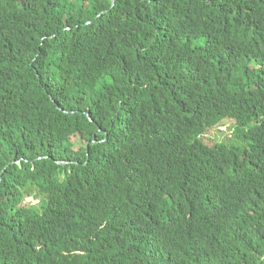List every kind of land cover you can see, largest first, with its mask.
Listing matches in <instances>:
<instances>
[{
  "label": "trees",
  "instance_id": "16d2710c",
  "mask_svg": "<svg viewBox=\"0 0 264 264\" xmlns=\"http://www.w3.org/2000/svg\"><path fill=\"white\" fill-rule=\"evenodd\" d=\"M0 23V264H264V0H0ZM223 119L241 151L205 145Z\"/></svg>",
  "mask_w": 264,
  "mask_h": 264
},
{
  "label": "clouds",
  "instance_id": "9594fccd",
  "mask_svg": "<svg viewBox=\"0 0 264 264\" xmlns=\"http://www.w3.org/2000/svg\"><path fill=\"white\" fill-rule=\"evenodd\" d=\"M114 4H115V0H111V8L114 6ZM8 38H9V33H6L4 27L0 23V43L2 42L8 43ZM41 40H44V38H42ZM12 48H15V44ZM33 50L36 51L35 57L41 53V50L36 48L35 43L33 44ZM32 60L33 58L30 59V63L32 62ZM237 128L238 126L232 120L223 119V121L222 120L219 121L216 125L213 126V128L207 131L211 133V136H206L207 132L202 136L205 140H207L205 145H208V141H209V144H211L212 142L225 143L226 146H229V147L231 146L233 151H236V152L241 151L239 149L240 141H239L238 131H236ZM35 202H38V200L31 199V203H35ZM194 204L195 203H193V205ZM197 211L193 210L194 213H196ZM213 216L216 217L215 220H212L208 215H205L204 218L214 223L215 228H217L219 223L222 220H224L225 213L220 214V212L216 211Z\"/></svg>",
  "mask_w": 264,
  "mask_h": 264
},
{
  "label": "rangeland",
  "instance_id": "374dc122",
  "mask_svg": "<svg viewBox=\"0 0 264 264\" xmlns=\"http://www.w3.org/2000/svg\"><path fill=\"white\" fill-rule=\"evenodd\" d=\"M206 136H211V133H210V132H207ZM33 200H34V199H33ZM28 202H31V199H29ZM32 204H37V202L32 203Z\"/></svg>",
  "mask_w": 264,
  "mask_h": 264
}]
</instances>
